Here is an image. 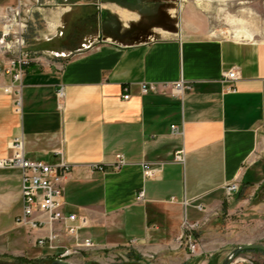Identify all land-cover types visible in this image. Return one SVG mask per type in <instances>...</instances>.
I'll list each match as a JSON object with an SVG mask.
<instances>
[{
  "label": "crops",
  "instance_id": "obj_1",
  "mask_svg": "<svg viewBox=\"0 0 264 264\" xmlns=\"http://www.w3.org/2000/svg\"><path fill=\"white\" fill-rule=\"evenodd\" d=\"M14 1L0 0V7ZM160 1L69 0L45 8L51 32L67 16L77 24L97 21L67 46L54 37L38 49L68 52L84 36L100 42L28 65L20 114L0 93V158L22 137L26 158L71 166L64 210L87 218L79 239L97 244L72 257L74 264H118L117 254L140 264H220L234 247L264 241V40L184 37L165 15L174 9ZM100 5H109L110 14ZM228 71L236 72L234 80L225 79ZM180 80L187 87L176 97L172 85ZM142 83H156L158 92L142 94ZM181 149L184 159L176 162ZM144 163L157 169L155 177H145ZM20 176L19 169H0V237L28 238L35 246L42 232L14 220L22 207ZM232 182L239 190L227 198L224 187ZM237 210L250 215H229ZM184 219L198 223V255L177 241ZM235 230L238 238L228 240ZM73 243L60 232L59 248H48V257ZM250 256L240 254L238 264Z\"/></svg>",
  "mask_w": 264,
  "mask_h": 264
},
{
  "label": "built area",
  "instance_id": "obj_2",
  "mask_svg": "<svg viewBox=\"0 0 264 264\" xmlns=\"http://www.w3.org/2000/svg\"><path fill=\"white\" fill-rule=\"evenodd\" d=\"M15 0L13 3L0 7V93L12 97L13 110L21 113L22 77L25 69L31 63L42 64L49 58L66 59L93 48L100 42L98 37L84 36L79 46L71 51H45L30 47V40L35 42L51 41L54 37L63 35V24L51 32L50 22L45 20L43 10L57 7L66 0ZM44 29L43 33L42 30ZM228 81L236 78L235 71L224 74ZM3 79H6L3 82ZM187 86L180 80L172 85V94L179 97ZM127 90V89H126ZM140 92L156 93V83H142ZM64 91L57 90L58 102L62 101ZM129 94L123 95L128 99ZM174 128V126H172ZM11 154L0 158V169H19L21 212L15 217V223L30 231L42 232L34 239V245L40 248L55 250L59 248L60 232L74 239V243L57 254L56 259L69 260L80 253L81 248H91L97 244L91 238L79 240V231L88 225L84 216L64 210V182L71 166L64 162L55 164L38 160H31L24 156L23 138L15 137L10 144ZM115 167L123 163L121 155L116 156ZM184 150L174 152L173 160L182 162ZM145 177L156 176L157 169L150 163L143 164ZM93 169L102 170L103 167L94 165ZM229 198L239 190L237 182H232L224 187ZM143 191L138 193L137 199L141 200ZM198 228L197 222L183 220L181 233L177 237L179 243H184L190 255L200 254V243L194 237L193 231ZM236 257L230 264H238ZM247 264H254L252 259H244ZM242 261V262H244Z\"/></svg>",
  "mask_w": 264,
  "mask_h": 264
},
{
  "label": "rangeland",
  "instance_id": "obj_3",
  "mask_svg": "<svg viewBox=\"0 0 264 264\" xmlns=\"http://www.w3.org/2000/svg\"><path fill=\"white\" fill-rule=\"evenodd\" d=\"M68 1L66 0L62 3L67 4ZM158 3H162L166 8L174 9L173 12L170 11L169 14L165 15H168V17L172 15L170 16L171 20L175 21L180 34L184 37L235 35L251 36L255 39L264 40V0H165ZM108 7L109 5H100L101 11L104 14L105 12L109 13L106 9ZM90 20H87L88 22L85 25L77 24L67 16V19L65 18L63 22V33L65 27H68L67 33L65 36L64 34L60 36L63 44L67 46L70 42L76 41L77 38L79 39L80 34L88 29L86 26L91 24V22L93 23V21L96 22L97 17L94 16ZM40 42L30 40V47L40 48ZM48 60H51V58L48 57ZM229 215L250 214L247 210L243 212L237 210L231 212ZM18 229L19 231L24 230L21 227ZM194 237L200 243L199 233L195 234ZM13 238V235L0 237V264H50L54 260L48 257V250L46 248L33 246L28 238L21 241V243L13 241ZM237 238V230L227 237L228 240H235ZM261 244H264L263 240ZM83 249L87 248H81L80 253ZM246 251L251 254L250 259L256 263H260L261 258L264 259V252L261 250H245L240 254L247 253ZM117 255V257H114L116 260H120L118 264H140L135 263V261L130 262L125 257ZM209 258L207 256L202 259L209 260ZM197 264L208 263L204 261Z\"/></svg>",
  "mask_w": 264,
  "mask_h": 264
},
{
  "label": "water",
  "instance_id": "obj_4",
  "mask_svg": "<svg viewBox=\"0 0 264 264\" xmlns=\"http://www.w3.org/2000/svg\"><path fill=\"white\" fill-rule=\"evenodd\" d=\"M255 249H258L264 252V244L250 243V244H243V245L236 246L227 253V255L222 259L220 264H230L241 252L245 250H255ZM50 264H74V263H72L69 260L54 259Z\"/></svg>",
  "mask_w": 264,
  "mask_h": 264
}]
</instances>
